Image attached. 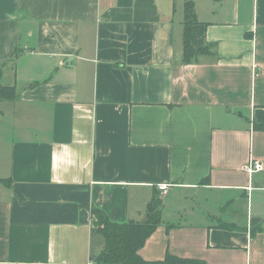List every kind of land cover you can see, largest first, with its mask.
<instances>
[{
    "label": "crops",
    "instance_id": "crops-1",
    "mask_svg": "<svg viewBox=\"0 0 264 264\" xmlns=\"http://www.w3.org/2000/svg\"><path fill=\"white\" fill-rule=\"evenodd\" d=\"M184 1L0 0V264H92L91 210L154 198L144 261L264 264V0H192L188 64Z\"/></svg>",
    "mask_w": 264,
    "mask_h": 264
},
{
    "label": "trees",
    "instance_id": "trees-1",
    "mask_svg": "<svg viewBox=\"0 0 264 264\" xmlns=\"http://www.w3.org/2000/svg\"><path fill=\"white\" fill-rule=\"evenodd\" d=\"M206 26L207 24L198 21L193 1L185 0L182 37L184 63L193 62L198 55L205 51L203 36ZM13 99V88L0 85V101H12ZM160 205L159 199L154 198L150 201L147 206V221L144 224L132 221L124 224L112 223L101 211L91 210L92 233L100 235L103 240L100 252L91 257L92 264H152L144 261L139 255V251L160 223ZM156 264L194 263L167 254L163 261Z\"/></svg>",
    "mask_w": 264,
    "mask_h": 264
},
{
    "label": "built area",
    "instance_id": "built-area-1",
    "mask_svg": "<svg viewBox=\"0 0 264 264\" xmlns=\"http://www.w3.org/2000/svg\"><path fill=\"white\" fill-rule=\"evenodd\" d=\"M262 170H263V165L260 161L257 160H251L242 167V171L245 172L246 174L257 173V172H261ZM167 188L168 186L165 184L158 186V190L163 193H166Z\"/></svg>",
    "mask_w": 264,
    "mask_h": 264
},
{
    "label": "water",
    "instance_id": "water-1",
    "mask_svg": "<svg viewBox=\"0 0 264 264\" xmlns=\"http://www.w3.org/2000/svg\"><path fill=\"white\" fill-rule=\"evenodd\" d=\"M139 223H141V224L146 223V219H145V218H142V219L139 221Z\"/></svg>",
    "mask_w": 264,
    "mask_h": 264
},
{
    "label": "rangeland",
    "instance_id": "rangeland-1",
    "mask_svg": "<svg viewBox=\"0 0 264 264\" xmlns=\"http://www.w3.org/2000/svg\"><path fill=\"white\" fill-rule=\"evenodd\" d=\"M1 117H2V116L0 115V118H1ZM141 219H142V218H141ZM141 219H140V220H141ZM140 220H139V221H140ZM98 240H99V239H98Z\"/></svg>",
    "mask_w": 264,
    "mask_h": 264
}]
</instances>
